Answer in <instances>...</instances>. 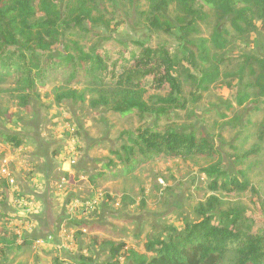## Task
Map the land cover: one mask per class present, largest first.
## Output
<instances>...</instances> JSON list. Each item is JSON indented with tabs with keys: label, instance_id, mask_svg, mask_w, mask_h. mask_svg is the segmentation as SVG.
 Listing matches in <instances>:
<instances>
[{
	"label": "rangeland",
	"instance_id": "obj_1",
	"mask_svg": "<svg viewBox=\"0 0 264 264\" xmlns=\"http://www.w3.org/2000/svg\"><path fill=\"white\" fill-rule=\"evenodd\" d=\"M56 1L68 24L61 27L58 43L40 53V62L75 47L86 52L111 47L128 58L136 46H177L176 29L167 34L149 28L146 2ZM82 1L91 14L89 22L82 18L78 25L68 8ZM177 13L171 4L168 15L174 18ZM197 29L196 38L209 39L214 29L231 34L226 48L210 52L214 61L223 60L222 74L237 68L241 54L264 56L259 23L254 31L237 35L226 18L209 13ZM67 75L55 71L31 89L12 78L0 81V133L21 138L18 147L0 138V264H51L53 257L67 264H109L110 245L120 243L126 251L145 253L147 240L165 235L169 226L180 229L197 219L200 205L211 194L223 208L242 206L253 229L264 230V141L255 137L264 122V96L250 91L249 100L237 106L241 85L221 77L193 104L181 77L186 108L150 103L148 112L118 115L98 98L105 87L87 83V77L70 82ZM72 90L83 99L64 97ZM151 126L205 136L219 150L220 166L230 172L233 152L257 146L258 156L244 165L257 193L210 191L201 169L217 160L206 157H159L129 174H123L120 165L105 168L113 158L111 150L123 144V132ZM2 166L13 183L3 177ZM126 255L119 257V264H128ZM233 258L229 254L223 264H233Z\"/></svg>",
	"mask_w": 264,
	"mask_h": 264
},
{
	"label": "trees",
	"instance_id": "obj_2",
	"mask_svg": "<svg viewBox=\"0 0 264 264\" xmlns=\"http://www.w3.org/2000/svg\"><path fill=\"white\" fill-rule=\"evenodd\" d=\"M136 1L148 4L150 29L167 34L176 29L177 46L174 49L166 44L141 45L131 50L126 58L122 51L111 47L92 48L88 52L75 47L57 58L50 56L40 62V53L50 51L51 46L58 43L61 27L68 24L62 18L58 2L0 0V81L12 78L31 89L37 84L42 85L49 74L65 70L70 82L87 77V83L105 87L98 98L108 104L110 112L118 115L134 110L148 112L150 103L180 110L186 108L188 100L181 77L188 86V96L193 104L199 102L209 86L221 77L236 80L241 85L235 97L237 106L249 100L250 91L258 97L264 96V56L241 54L237 68L222 74L219 64L223 60L214 61L210 52L226 48L231 35L229 31L214 29L209 39L196 38L198 24L209 13L226 18L234 34L254 31L256 23L264 34V0ZM171 4L178 11L174 18L168 15ZM79 12L82 15H78ZM68 14L72 15L75 24L80 25L82 18L89 22L91 12L86 10L82 1L75 8L70 6ZM105 80L111 85L106 86ZM150 90L157 93L150 95ZM64 97L83 99L76 90ZM122 134L125 136L123 144L111 150L113 158L104 165L108 170L120 165L122 173L129 174L159 157H206L217 160L201 169L210 191L257 193L244 169L245 162L258 156L257 146L233 152V171L230 172L220 166V152L205 136L156 126ZM255 137L264 141V122L256 130ZM0 138L15 147L21 144L17 134L1 132ZM221 204L217 195H209L200 205L197 219L184 223L180 229L169 226L165 235L147 240L145 253L126 251L123 243L111 244L109 264H119L123 253H127L128 264H223L229 254L234 256L233 264H264V230L253 229L242 206L223 208ZM2 217L0 214V220ZM51 264L67 263L53 257Z\"/></svg>",
	"mask_w": 264,
	"mask_h": 264
},
{
	"label": "built area",
	"instance_id": "obj_3",
	"mask_svg": "<svg viewBox=\"0 0 264 264\" xmlns=\"http://www.w3.org/2000/svg\"><path fill=\"white\" fill-rule=\"evenodd\" d=\"M1 171L3 173L2 174L3 177L6 178L9 183H13V178L10 177V175H9V173L7 171V168L5 166L1 167Z\"/></svg>",
	"mask_w": 264,
	"mask_h": 264
}]
</instances>
